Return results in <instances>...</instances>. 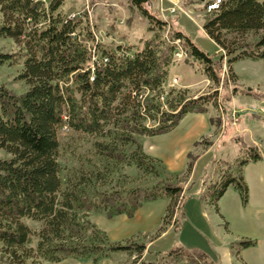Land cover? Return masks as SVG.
Masks as SVG:
<instances>
[{"label":"trees","instance_id":"1","mask_svg":"<svg viewBox=\"0 0 264 264\" xmlns=\"http://www.w3.org/2000/svg\"><path fill=\"white\" fill-rule=\"evenodd\" d=\"M62 4V0H51L48 6L42 0H0V39H12L21 46L18 53H0V66L23 63L18 78L28 86L21 95L0 86V150L10 155L0 159V264L60 263L70 257L88 258L96 264L117 252L134 254L130 264H145V244L111 243L85 217L94 211L109 219L133 218L143 204L167 198L158 236L171 224L177 232L180 222L174 217L183 206L180 197L187 180L107 192L90 189L91 181L80 174L68 179L63 189L58 129L109 139L94 143L99 156L157 175L158 162L144 152L136 137L167 135L188 114H208L210 107L220 106L232 115L231 98L227 96L226 104L219 105L218 91L195 99L179 97L176 103L168 101L169 110L163 108L160 98L178 51L175 41H180L189 58L203 65L207 79L219 86L225 56L231 72V65L239 60L264 59V1L226 0L205 14L203 30L225 52L219 60L200 50L180 30L172 29L167 39V23L147 11L143 14L149 17V30L154 34L138 52L129 55L130 48L121 46L102 51L99 44L91 45L94 36L82 17L71 19L57 13ZM249 34L258 37L254 45L245 41ZM256 97L264 99V94ZM222 123L220 117L210 118L212 126ZM230 141L237 146L239 159L218 161L219 180L200 194V200L210 206L216 207L229 188L246 204L248 186L242 170L262 160L259 149L248 146L242 136L235 135ZM120 146L134 149L127 155ZM188 158L187 172H191L196 158L191 153ZM25 220L42 223L43 228L36 234ZM34 236L39 239L36 248L31 247ZM253 246L255 242L242 240L232 248ZM153 264L216 263L202 250L177 247L160 254Z\"/></svg>","mask_w":264,"mask_h":264},{"label":"rangeland","instance_id":"2","mask_svg":"<svg viewBox=\"0 0 264 264\" xmlns=\"http://www.w3.org/2000/svg\"><path fill=\"white\" fill-rule=\"evenodd\" d=\"M42 1L48 6L51 0ZM215 1L217 0H152L145 5L138 6L133 0H62L63 4L57 13L64 17H82L84 23H88L91 27L94 36V42L91 45L96 46V44H99L102 51L114 50L119 46L130 48L129 55H134L142 48L143 43L154 34V32L149 30L152 27L149 17L143 14L144 11H147L167 23L164 33L167 39L172 29L180 30L200 50L211 58L219 60L221 56L225 55V52L221 49H216V44L202 28L205 14L208 12L207 6ZM221 1L225 2L226 0ZM259 1L263 2L264 0ZM1 21L2 16L0 13V23ZM261 34L263 35L264 31ZM257 39L258 37L249 34L245 41L254 45ZM175 45L178 49L182 48L184 50L180 41H175ZM20 48L21 46L12 39H0V53H18ZM227 62L228 58L225 56L222 61L221 85L218 86L209 81L204 75L201 63L189 58L187 54L182 58L174 55L172 64L169 67V76L163 85V94L160 98L163 108L169 110L170 104L168 101L172 100L176 103L180 99L179 97L195 99L215 91H218L219 94V105H224L226 104L224 98L227 96L231 98L232 93H238L240 88H245L243 91L246 92L247 85L245 83L238 85L236 77H233L235 74L230 71V66ZM238 65L239 69L244 64L240 63ZM257 66L258 71L262 70L261 73L264 74V64H258ZM23 69V63L0 66V86L6 87L17 95L26 92L28 89L26 82L18 78ZM262 90H264V84ZM171 91H174L172 95H170ZM209 109L213 117L221 118L224 131L227 129L226 125H228V123L225 124L224 122L236 119L235 115L225 114L220 106L218 108L210 107ZM183 124L185 123L183 122ZM183 124H181V128ZM148 125H153V122L149 121ZM221 127L214 126L217 132L223 129ZM181 133L179 132V134ZM224 135L225 133L219 139L215 148L214 142L220 135L207 134L200 137L196 141L200 142L197 147L192 145L187 147L186 143H181L180 136L136 137L137 141L143 146L144 152L158 162V174L154 175L145 174L135 166H128L125 163L118 164L115 161L99 156L96 153L94 143L96 141L109 142V139L92 138L82 133H76L72 129L60 127L58 129V140L60 142L59 163L62 168L63 189L66 188L68 179L78 178L80 174H83L87 181H91L90 189L94 188L98 191L107 192L112 190L128 191L134 188L151 189L160 181L167 180L175 183L185 178L187 180L186 189L182 197H180V203L183 202V206L180 204L174 217L180 222L179 231L175 232V225L171 224L165 226V231L158 236V232L163 226L165 213L161 225L156 229L144 236H137L125 241L145 244L147 247L142 258L146 262L145 264H153L160 254L177 247L192 250L197 245V239L193 235V225L195 224L193 202L189 204L187 202L201 190L203 192L205 186L219 180L220 173L218 172L217 159L222 155L218 153L216 147L217 145L221 147V144H223L222 146L228 144L225 141L228 137L227 130L226 135ZM120 148L127 155L134 149L131 146H120ZM233 148H235L238 158V148L234 144ZM213 149L216 151L210 152ZM231 149L227 150L228 157L222 158H229ZM189 153L196 158L191 172H187L190 161L188 158ZM9 157L10 155L7 152L0 150V159ZM166 199L164 198V201L157 203L152 202L155 203L152 206L155 217H160L167 210L168 205H165L169 203ZM182 214L184 217L180 219ZM79 216L83 217L84 214L79 213ZM112 219L107 218L103 213L94 211L85 217V220L95 225L107 237L109 242L114 243L110 240L106 231L107 223H112ZM24 223L36 234L43 228V224L39 222L25 220ZM32 241L31 247L36 248L39 241L38 237L34 236ZM115 254L114 260L118 264H125L128 261V253L117 252ZM75 259H78L80 264L90 261L88 258L70 257L60 263L40 260L39 264H76L74 262Z\"/></svg>","mask_w":264,"mask_h":264},{"label":"crops","instance_id":"3","mask_svg":"<svg viewBox=\"0 0 264 264\" xmlns=\"http://www.w3.org/2000/svg\"><path fill=\"white\" fill-rule=\"evenodd\" d=\"M216 49L220 50L218 47ZM240 63L244 65L238 69ZM258 64H264V59L256 61L243 59L231 65L238 85L244 83L247 85H245L246 92L243 91L245 88H240L238 93H232L230 105L232 116L235 115L236 119L228 120L226 129L228 137L225 140L228 144L219 149L216 147L218 153L222 155L217 161L235 162L239 159V154L237 158L230 138L240 135L248 146L257 147L261 152L262 160L256 163L251 162L242 170L248 186L247 203H243L240 194L233 188L226 191L216 207L200 200L202 190L187 202V204L193 202L194 207L193 235L197 239V245L193 249L204 251L216 264H264V99L256 97L264 94L262 90L264 74L261 73L262 70L258 71ZM211 117L213 115L210 112L188 114L182 123L167 135L168 137L180 136L181 143H186L187 147L191 145L194 147V143L207 134L220 135L214 142L215 148L223 134L226 135V130L224 131L222 126L221 129H223L217 132L216 127L210 124ZM181 124H183L182 128ZM179 132L182 133L179 134ZM230 148L232 149L229 158H222L228 157ZM215 151L213 149L210 152ZM160 201L164 199L155 202ZM167 202L169 203V200ZM153 204L155 203L143 204L133 218L121 215L115 217L116 219L113 218L112 223H107L106 231L110 240L114 243H123L134 237L144 236L161 225L166 211L160 217H155L152 210ZM242 240L253 241L255 246L237 250L236 247L232 248L234 244ZM115 255L114 253L108 258L100 259L96 264H118L114 260ZM128 256L125 264L132 262L135 258L134 254L128 253ZM74 262L80 264L78 259ZM85 264L95 263L90 259Z\"/></svg>","mask_w":264,"mask_h":264},{"label":"built area","instance_id":"4","mask_svg":"<svg viewBox=\"0 0 264 264\" xmlns=\"http://www.w3.org/2000/svg\"><path fill=\"white\" fill-rule=\"evenodd\" d=\"M221 2H222L221 0H217V1L213 2V3H210L207 6V11L211 12V11H214V10L218 9L220 4H221ZM69 18L74 19L76 17L74 16V17H69ZM175 56H177L179 58H182L183 56H186V52L182 48H179L178 51L175 53Z\"/></svg>","mask_w":264,"mask_h":264},{"label":"water","instance_id":"5","mask_svg":"<svg viewBox=\"0 0 264 264\" xmlns=\"http://www.w3.org/2000/svg\"><path fill=\"white\" fill-rule=\"evenodd\" d=\"M133 1L136 3V5L142 6V5H145L149 2H151L152 0H133Z\"/></svg>","mask_w":264,"mask_h":264}]
</instances>
